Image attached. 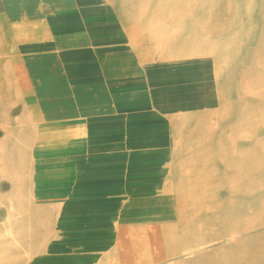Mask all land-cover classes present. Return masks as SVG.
<instances>
[{
	"label": "rangeland",
	"instance_id": "rangeland-1",
	"mask_svg": "<svg viewBox=\"0 0 264 264\" xmlns=\"http://www.w3.org/2000/svg\"><path fill=\"white\" fill-rule=\"evenodd\" d=\"M0 264H264V0H0Z\"/></svg>",
	"mask_w": 264,
	"mask_h": 264
},
{
	"label": "crops",
	"instance_id": "crops-1",
	"mask_svg": "<svg viewBox=\"0 0 264 264\" xmlns=\"http://www.w3.org/2000/svg\"><path fill=\"white\" fill-rule=\"evenodd\" d=\"M62 35H65V34H62ZM81 36V35H80ZM66 39L64 40V43L63 42H59V45L58 44H53L52 45V47H55V49H56V46H59V47H61V48H59V49H62V50H64V52L62 51L61 53H59V54H61V55H63V56H66V54H67V47H66V45H68V44H71L72 45V41H75L76 39H80V40H78L77 41V44H74V46H72V47H75V48H77V47H82L83 45H87L85 42V40L84 39H82L81 37H78V38H75V39H73V40H71V38H68V37H65ZM92 38V40L94 39V37H91ZM91 40V41H92ZM111 40H112V38H111ZM120 52H124V51H122V50H119V49H116V50H111V61H112V63H114L115 61H116V59H117V55H119L120 54ZM125 53V52H124ZM75 54V53H74ZM66 59V58H65ZM61 60H63V59H61ZM126 60H129V58L128 59H125V60H123V61H120V62H118L117 64H112V66H111V74H112V76L111 77H108V78H104L105 80H104V82H105V84H107V85H114V84H117L118 85V87L119 88H124L125 90H123L122 91V93H124V92H127V93H125L124 95L121 93V90L120 91H118L117 92V95H118V97L116 96V97H114L113 98V100L114 101H119V100H122V99H128V98H132V99H135L136 97H138V93H136L134 90H131L130 88H132V87H134V86H130L129 84H128V82H127V80H125V79H123L124 77H130L131 78V76L132 75H134V70L132 69V66H130V64H131V61L129 60V61H126ZM96 62H97V60H95ZM120 64H122V65H120ZM128 64V65H127ZM98 67L100 68L101 66L98 64ZM124 72L125 73V75H124V77H118V74L120 73V72ZM130 71H132V73H130ZM101 75L103 76V73L101 72ZM132 79H134V81H135V75H134V77L132 78ZM121 80V81H120ZM122 85H121V84ZM82 87H84V86H82ZM81 88V87H80ZM65 94H66V92H65ZM140 95H144V93H141ZM122 97H127V98H122ZM61 97H57V98H54L53 99V101H58L59 102V99H60ZM131 102H135V100H132ZM87 103V102H86ZM128 103H130V101H127V100H125V101H122V103H120L119 102V104H122V110L123 111H126V110H130L132 107H128L127 106V104ZM66 108V110H65V112H63V114H62V116L63 115H68V113H69V110H68V108L67 107H65ZM64 108V109H65ZM81 110L83 111V113H85V110L87 111L88 109H87V107H82L81 108ZM121 111V108H119V110H118V112H120ZM93 113H95V114H97L98 112H92V113H88V112H86V114H93ZM86 114H84L83 116H86ZM87 116H90V115H87Z\"/></svg>",
	"mask_w": 264,
	"mask_h": 264
}]
</instances>
